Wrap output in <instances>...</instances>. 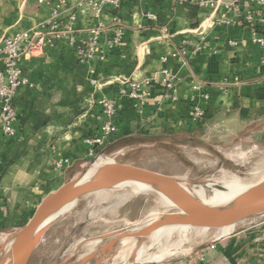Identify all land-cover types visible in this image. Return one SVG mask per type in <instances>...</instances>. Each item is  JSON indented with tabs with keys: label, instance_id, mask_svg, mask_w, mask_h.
<instances>
[{
	"label": "crops",
	"instance_id": "0c3cea01",
	"mask_svg": "<svg viewBox=\"0 0 264 264\" xmlns=\"http://www.w3.org/2000/svg\"><path fill=\"white\" fill-rule=\"evenodd\" d=\"M77 1L68 0L63 7L64 20L74 32L102 25L106 41L121 25L124 40L103 61L80 62L75 48L64 41L22 56L28 82L14 101L16 134L0 139V239L23 226L49 192L92 160L84 139L98 135L105 122L98 103L102 97L115 98L118 112L114 131L99 151L116 160L133 150L169 143L212 156L225 150H243L245 155L264 151V100L257 97L264 66L261 49L246 28L214 25L201 30L208 10L192 0H122L119 8L106 6L99 18L78 10L69 20L68 9ZM58 2L0 0V44L48 18ZM149 12L156 18H148ZM229 39L237 45H229ZM186 42L201 48L184 60L178 50ZM165 68L178 88L176 102L164 96ZM128 79L147 88L143 103L120 95L121 81ZM196 81L201 90L193 87ZM194 105L204 109L202 119L193 117ZM66 158L69 162L58 166ZM149 264H264V213L241 222L199 254Z\"/></svg>",
	"mask_w": 264,
	"mask_h": 264
},
{
	"label": "rangeland",
	"instance_id": "374dc122",
	"mask_svg": "<svg viewBox=\"0 0 264 264\" xmlns=\"http://www.w3.org/2000/svg\"><path fill=\"white\" fill-rule=\"evenodd\" d=\"M163 145L166 147L153 146L127 152L130 155H120L118 161L129 160L136 162L133 164L145 168L189 179L215 181L237 176L244 183L253 184L264 176V151L256 150L245 155L243 150H225L212 156L196 153L184 146L170 143ZM214 197L212 196L210 199L218 198ZM161 201L160 195L152 190L144 189L139 183H131L112 190L86 195L50 226L28 264H51L59 257L60 261H63L73 253L75 246L83 239H95L107 232L127 228L137 222L144 221L150 215L174 209ZM196 232L197 229L188 231V240L183 247L194 248L221 235L217 234L218 231L215 230H208L205 235ZM153 236L145 240L144 247L148 250L150 246L149 249L151 248V251L156 254L157 249L173 244L176 246L175 244H178L180 240L179 231H174L171 236L170 234L163 236L160 242H156L155 236L154 238ZM111 239L84 243L79 251L64 264H93L106 252L103 248ZM116 245L115 251L119 254V245ZM200 251L172 255L163 261L191 257ZM110 262L111 259L107 258L100 264H109Z\"/></svg>",
	"mask_w": 264,
	"mask_h": 264
},
{
	"label": "water",
	"instance_id": "95a60500",
	"mask_svg": "<svg viewBox=\"0 0 264 264\" xmlns=\"http://www.w3.org/2000/svg\"><path fill=\"white\" fill-rule=\"evenodd\" d=\"M199 182V179L186 181L184 177L120 162L116 159L105 162L91 160L77 175L49 192L23 226L7 234L6 239L0 244V264H28L46 231L79 199L131 183L147 185L149 190L167 199L169 206L174 209L155 216L151 215L144 221L135 223L138 229H136L133 248L128 258L114 264L162 262L165 258L159 261H142L138 258V254L144 248L145 240L159 230L186 227L215 231L230 229L231 231L241 222L264 213V176L256 183L219 203H208L195 193L194 187ZM127 228L107 232L95 239H83L75 246L71 255L63 261H60L59 257L51 264H64L79 251L84 243L112 238L110 242L114 244L116 238ZM222 237L224 236L202 243L192 248V252L203 250ZM101 261L100 258L96 259L93 264H100Z\"/></svg>",
	"mask_w": 264,
	"mask_h": 264
},
{
	"label": "built area",
	"instance_id": "2783aa9c",
	"mask_svg": "<svg viewBox=\"0 0 264 264\" xmlns=\"http://www.w3.org/2000/svg\"><path fill=\"white\" fill-rule=\"evenodd\" d=\"M43 2L44 0H40ZM68 0H59L52 8L50 16L40 21L35 26L13 33L5 38L0 44V139L2 137H12L16 134V121L18 113L14 104L18 90L28 81L23 76L20 65L24 54L37 55L42 53L46 47H52L59 41H64L76 50L78 60L82 63H90L98 59L103 61L107 52L117 45L122 44L125 36V29L121 25L114 27L112 35L106 41L103 40L104 27L99 25L92 28L87 33H76L64 20L63 7ZM186 2L187 0H180ZM198 6L208 10L207 16L200 24V29L205 30L214 25L239 26L249 31L251 40L261 49L260 65L264 66V0H192ZM122 0H78L76 4L69 8L68 19L76 18V11H91L96 18L101 17L106 6L119 8ZM150 19H155L154 13H147ZM229 45L236 46L237 41L228 40ZM200 45H191L189 42L183 43L178 53L184 60L190 53L196 54L200 50ZM168 56H163L162 60L167 61ZM238 80V79H237ZM92 82L95 83L94 80ZM163 82L166 88L164 96L171 102L179 99L178 88L174 81L170 69H163ZM124 86L120 89L121 96L143 103L149 95L147 88L142 82L135 79L121 81ZM147 83L149 81L147 80ZM194 88L201 90L202 84L196 81ZM203 97L209 98V94L204 93ZM102 108L105 122L100 133L96 136L85 137L84 142L88 145V155L92 160L114 159L99 149L105 146L106 141L114 131V119L118 112V104L115 98L102 97L98 100ZM192 114L195 119H202L205 111L200 105H194ZM69 159L58 160V166L68 163ZM195 253L196 254H199ZM197 258H202L197 255Z\"/></svg>",
	"mask_w": 264,
	"mask_h": 264
},
{
	"label": "bare ground",
	"instance_id": "6f19581e",
	"mask_svg": "<svg viewBox=\"0 0 264 264\" xmlns=\"http://www.w3.org/2000/svg\"><path fill=\"white\" fill-rule=\"evenodd\" d=\"M108 160H111V159L106 158V159H102L98 162H105ZM230 176H231V174H230ZM225 177H226V175L224 176V178ZM186 181H189V179L186 178ZM139 185L144 187V189H148L147 185H144V184H139ZM250 185L251 184L244 183L240 178H237V176H236V178L228 177V178H225L224 180H219V179L217 180L216 179L215 181L201 179L199 184L194 187V191L199 197H201L204 201H206L208 203H219V202L225 201L227 198H229L230 196H232L236 192H238V191H240V190H242V189H244ZM212 196H215L214 198H216V197H218V198H216V200L210 199V198H212ZM161 202H164L165 204L169 205V201L165 198H162ZM155 215H157V214H155ZM155 215H152V216H155ZM136 229H138V225H136V224L131 225L127 229H125L116 238L114 244L110 242L104 246L103 250H106L107 253L106 252L103 253L99 258L102 260H105L107 258L111 259V262L109 264H114L115 262L120 261V260H123V261L126 260L129 256L132 248H133V242H134V236H135ZM189 230L190 229L186 228V227H178V228L162 229V230L155 232L153 235L155 236L156 242H160L162 237L167 235V234H170V236H171V233H173L174 231H179L180 240H179L178 244H175L176 246H173L174 244L172 243L173 245H170L169 247L166 246V248L157 249L156 250V251H158L157 254H156V252L153 253L151 251V248L149 249L150 246L148 247V250H146L144 247L143 250H141L140 253L138 254V258L142 261H159V260H162L166 257L168 258V256H171V255L185 254V253L191 252L192 248L183 247L185 242L188 240V231ZM207 231L208 230H206V229H197V232L200 235H205L207 233ZM229 231H230V229L218 230L217 234H221L218 237L225 236ZM154 236H153V238H154ZM5 239H6V236L2 239V243ZM168 240H167V242H168ZM175 243H177V242H175ZM115 245L116 246L119 245V250H120L119 254H117L115 251L116 250ZM157 248H159V247H157ZM108 250H109V252H108ZM172 250H173V252H172Z\"/></svg>",
	"mask_w": 264,
	"mask_h": 264
},
{
	"label": "trees",
	"instance_id": "16d2710c",
	"mask_svg": "<svg viewBox=\"0 0 264 264\" xmlns=\"http://www.w3.org/2000/svg\"><path fill=\"white\" fill-rule=\"evenodd\" d=\"M257 97L261 100H264V85H259L257 89Z\"/></svg>",
	"mask_w": 264,
	"mask_h": 264
}]
</instances>
